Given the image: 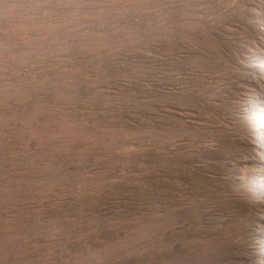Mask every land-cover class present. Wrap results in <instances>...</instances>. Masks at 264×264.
Returning <instances> with one entry per match:
<instances>
[{
    "label": "rangeland",
    "instance_id": "1",
    "mask_svg": "<svg viewBox=\"0 0 264 264\" xmlns=\"http://www.w3.org/2000/svg\"><path fill=\"white\" fill-rule=\"evenodd\" d=\"M0 264H264V0H0Z\"/></svg>",
    "mask_w": 264,
    "mask_h": 264
}]
</instances>
